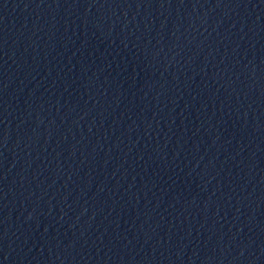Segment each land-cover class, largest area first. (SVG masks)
Returning <instances> with one entry per match:
<instances>
[{
	"label": "water",
	"instance_id": "1",
	"mask_svg": "<svg viewBox=\"0 0 264 264\" xmlns=\"http://www.w3.org/2000/svg\"><path fill=\"white\" fill-rule=\"evenodd\" d=\"M0 264H264V0H0Z\"/></svg>",
	"mask_w": 264,
	"mask_h": 264
}]
</instances>
